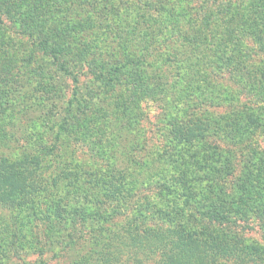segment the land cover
<instances>
[{
	"label": "rangeland",
	"instance_id": "obj_1",
	"mask_svg": "<svg viewBox=\"0 0 264 264\" xmlns=\"http://www.w3.org/2000/svg\"><path fill=\"white\" fill-rule=\"evenodd\" d=\"M210 118L213 134H181ZM198 147L231 163L227 190L264 183V0L0 1V155H37L42 187L0 205V264H71L111 228L152 227L146 202ZM202 214L264 245V212Z\"/></svg>",
	"mask_w": 264,
	"mask_h": 264
},
{
	"label": "trees",
	"instance_id": "obj_2",
	"mask_svg": "<svg viewBox=\"0 0 264 264\" xmlns=\"http://www.w3.org/2000/svg\"><path fill=\"white\" fill-rule=\"evenodd\" d=\"M228 22L220 27L229 31ZM69 28H74V24ZM197 61L187 64V73L199 71ZM162 91L168 96L174 88L164 84ZM210 120L196 123L192 129L183 127L181 134L190 141L211 135L218 120ZM225 121L222 124L219 120L221 127L228 123V119ZM227 125L229 133L233 132L234 125L231 122ZM221 161V157L209 158L199 148L169 164L171 173L162 181V194L152 195L145 206V211L152 210L151 215L159 222L147 229L130 225L121 234L111 228L102 249L90 246L89 252L71 264H264V245L245 242L232 233L198 223L204 218L203 210L206 220L214 225L264 212V183L250 188L249 179L244 177L227 190L224 171L231 163L226 162L225 167ZM39 162L35 154L16 158L0 155L1 206L23 208L42 189L36 177ZM145 211L141 208L137 215L144 216ZM77 239L85 240V236Z\"/></svg>",
	"mask_w": 264,
	"mask_h": 264
}]
</instances>
